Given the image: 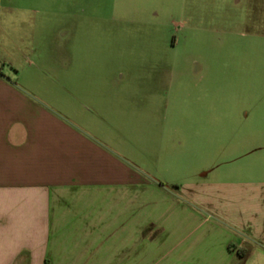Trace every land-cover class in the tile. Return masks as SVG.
<instances>
[{"label": "crops", "instance_id": "obj_1", "mask_svg": "<svg viewBox=\"0 0 264 264\" xmlns=\"http://www.w3.org/2000/svg\"><path fill=\"white\" fill-rule=\"evenodd\" d=\"M2 70L0 264H264V139L224 87L74 71L50 104Z\"/></svg>", "mask_w": 264, "mask_h": 264}, {"label": "rangeland", "instance_id": "obj_2", "mask_svg": "<svg viewBox=\"0 0 264 264\" xmlns=\"http://www.w3.org/2000/svg\"><path fill=\"white\" fill-rule=\"evenodd\" d=\"M263 1L253 13L251 0H1L0 67L19 86L54 90L50 104L74 71L82 85L104 84L106 71L152 84L171 68L194 101L198 86L224 87L219 101H239L264 139Z\"/></svg>", "mask_w": 264, "mask_h": 264}, {"label": "trees", "instance_id": "obj_3", "mask_svg": "<svg viewBox=\"0 0 264 264\" xmlns=\"http://www.w3.org/2000/svg\"><path fill=\"white\" fill-rule=\"evenodd\" d=\"M229 248H231V246H229ZM237 253H238V255H240L241 257L244 256V250H238Z\"/></svg>", "mask_w": 264, "mask_h": 264}]
</instances>
